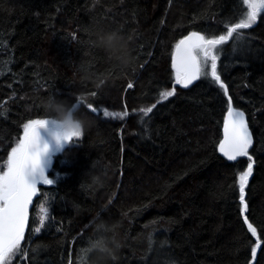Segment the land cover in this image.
Segmentation results:
<instances>
[{"label":"trees","instance_id":"16d2710c","mask_svg":"<svg viewBox=\"0 0 264 264\" xmlns=\"http://www.w3.org/2000/svg\"><path fill=\"white\" fill-rule=\"evenodd\" d=\"M246 10L242 0H0V166L24 125L46 119L45 98L82 96L90 120L52 157L54 183L40 187L10 264H81L98 213L119 223L121 242L102 264H264V13L241 30L235 52L232 40L220 46L218 60L232 106L247 114L255 136L247 211L238 180L248 158L228 161L218 150L228 96L202 77L159 97L175 84V43L191 31L224 34ZM101 30L128 37L126 65L96 46ZM88 104L120 112L126 105L129 115L104 117ZM153 104L139 123V109ZM43 205L48 221L35 232ZM245 217L261 242L255 259L257 237Z\"/></svg>","mask_w":264,"mask_h":264},{"label":"snow or ice","instance_id":"6c2138e0","mask_svg":"<svg viewBox=\"0 0 264 264\" xmlns=\"http://www.w3.org/2000/svg\"><path fill=\"white\" fill-rule=\"evenodd\" d=\"M247 10L242 13L238 22L226 24V32L220 35L208 37L199 31H191L174 45V52L171 54V68L174 70L175 84L171 90L161 91V100H167L176 94V85L187 89L195 81L202 77L210 78L225 96H228V87L221 79L218 72L219 53L222 51L221 45L233 41V52L236 45L244 40L243 29H249L257 23L258 17L264 13V0H242ZM128 89L133 88V83L129 82ZM93 95H95L93 93ZM142 107L139 123L143 124L145 118L149 117L153 109ZM87 108L92 113L102 112L104 117L112 119L126 120L129 113L126 105L122 112L109 111L107 108L88 104ZM135 111V110H134ZM45 124L44 119L29 120L24 125V136L19 140L16 147H13L8 155L6 170L0 166V264H10L12 256L20 250L21 241L24 239L25 228L28 223L29 205L32 203L33 196L36 195L37 185H52L54 182L48 179L41 167V157L48 152V145L38 146V129ZM223 139L219 142L218 150L228 161H236L238 157H247L249 163L244 171L239 172V201L242 211H247L245 189L248 186L249 178L253 173V161L249 155V149L253 144V137L249 130L245 113L232 106L231 97L228 96L227 116L224 118ZM82 135L77 134L75 138ZM72 142L73 138H68ZM31 177V179H30ZM44 213L40 217V225L44 226L48 218L47 209L41 206ZM252 236L257 237L255 246L251 253L253 259L257 254V249L261 247L257 229L248 222L245 217ZM41 228L34 231L39 232ZM175 264V261H170Z\"/></svg>","mask_w":264,"mask_h":264},{"label":"clouds","instance_id":"9594fccd","mask_svg":"<svg viewBox=\"0 0 264 264\" xmlns=\"http://www.w3.org/2000/svg\"><path fill=\"white\" fill-rule=\"evenodd\" d=\"M95 44L109 56L110 59L126 65L131 57L130 41L127 36L118 30H101L95 34ZM75 97V102L69 100H59L53 95L42 101V107L47 114L45 124L39 129L47 130L52 126L53 138L57 142L69 143L70 137L75 138L77 134L83 135L85 129L90 124L89 118L81 112V106L85 104L82 96L71 94ZM38 146L41 147V137L38 131ZM47 145L46 143L43 144ZM92 232L81 251V264H102L108 259H114L116 252L121 247L118 239V222H110L97 214L90 221ZM92 254H95L93 258Z\"/></svg>","mask_w":264,"mask_h":264},{"label":"water","instance_id":"95a60500","mask_svg":"<svg viewBox=\"0 0 264 264\" xmlns=\"http://www.w3.org/2000/svg\"><path fill=\"white\" fill-rule=\"evenodd\" d=\"M196 82L197 81H195L193 84H195ZM234 108L237 109V110H241V109L236 108V107H234ZM226 116H227V113H226L225 117ZM245 118H246V120L248 122L249 130H250V132L252 134V137H253V144H252L251 148L249 149V152H250L254 148V146H255V136H254L253 131H252L251 127H250L249 119H248V116H247L246 113H245ZM223 128H224V125H223ZM38 131H39L40 137H41V147H43V144H45V143L48 145V152L41 157V167H43L44 174L48 178L49 177V172H50V167H51L52 157L58 152L59 148L63 144V141L57 142V140L53 138V134L52 133H53L54 129L52 128V126H49V128L47 130H45V129H38ZM223 135H224V132H223ZM222 139H223V136H222ZM220 154L223 156L222 153H220ZM240 158L241 157H238L236 161H238ZM30 179H31V177H30ZM41 186H42V184H38L37 185L38 191H37L36 195L33 196L32 203L29 205V210H28V223H27V226L25 228V232H26V230H27V228H28V226L30 224L31 213H32V211H33V209L35 207L36 198H37V196L39 194V190H40V187Z\"/></svg>","mask_w":264,"mask_h":264},{"label":"rangeland","instance_id":"374dc122","mask_svg":"<svg viewBox=\"0 0 264 264\" xmlns=\"http://www.w3.org/2000/svg\"><path fill=\"white\" fill-rule=\"evenodd\" d=\"M24 131H25V129H24ZM23 136H24V133H23ZM23 136H22V137H23ZM22 137H21V138H22ZM78 139H79V138H73L72 142H69V143H64V142H63V144H62V146L60 147L59 150H62V149H64L65 147L71 145V143L75 142V141L78 140ZM18 143H19V141L16 143V146H17ZM16 146H15V147H16ZM4 170H6V164H5ZM43 208H44V209H47V207L44 206V205H43ZM47 213H48V209H47ZM42 215H44V213L42 212L41 207H40V208H39V212H38V217L40 218ZM47 221H48V218L45 220L44 226H45V224H46ZM44 226L41 227L40 222H39V226H38L39 228L42 229V228H44ZM22 242H23V240L21 241V244H22ZM21 244H20V245H21ZM20 249H21V247H20ZM257 250H258V249H257ZM20 253H21V250H19L18 252H16V253L12 256L11 260L15 259ZM256 255H257V254H256Z\"/></svg>","mask_w":264,"mask_h":264}]
</instances>
